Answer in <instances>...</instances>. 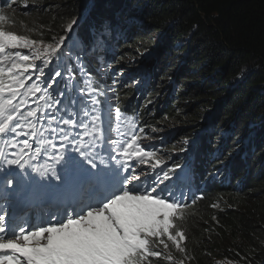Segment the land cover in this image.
Returning <instances> with one entry per match:
<instances>
[{
  "label": "trees",
  "instance_id": "1",
  "mask_svg": "<svg viewBox=\"0 0 264 264\" xmlns=\"http://www.w3.org/2000/svg\"><path fill=\"white\" fill-rule=\"evenodd\" d=\"M0 12L8 17L5 30L43 44L78 19L65 51L75 79L90 78L102 102L106 93L111 139L129 128L124 117H134L168 149L221 154L235 174L244 169L243 187L215 184L174 221L186 238L183 264H264V0H0ZM64 85V75L57 77L53 95ZM175 159L170 153L167 161ZM180 260L162 256L151 264Z\"/></svg>",
  "mask_w": 264,
  "mask_h": 264
},
{
  "label": "snow or ice",
  "instance_id": "2",
  "mask_svg": "<svg viewBox=\"0 0 264 264\" xmlns=\"http://www.w3.org/2000/svg\"><path fill=\"white\" fill-rule=\"evenodd\" d=\"M7 19L0 12V138L10 137L0 144V264H151L162 256L172 261L169 241L185 251V235L174 225L187 206L183 191L176 195L186 179L183 168H168L141 145L134 117H124L128 131L117 128L121 139H111L106 93H100L102 102L90 78L85 84L75 79L72 53L65 51L78 19L49 44L5 30ZM75 66L83 70L79 54ZM62 75L64 90L53 95ZM40 121L49 125L46 134L36 128ZM49 150V166H35L33 154Z\"/></svg>",
  "mask_w": 264,
  "mask_h": 264
},
{
  "label": "clouds",
  "instance_id": "3",
  "mask_svg": "<svg viewBox=\"0 0 264 264\" xmlns=\"http://www.w3.org/2000/svg\"><path fill=\"white\" fill-rule=\"evenodd\" d=\"M141 116L142 115L138 117L139 121ZM140 129H143L142 133L140 132ZM126 131H128V128H124L123 132ZM133 131H135L138 135L144 137L141 140V145L147 146L150 150H154L157 154V158L162 159L168 168L173 167L172 166L173 164L167 161V158L170 156V153H173L174 157L176 158L175 161L178 162V163H174V165H180L183 168V171L187 172V174L197 182V186L203 188V189L199 188L195 192L196 193L195 198H199V199L203 198V193H207L210 190V188H212L215 184L220 185V187L225 186L226 188L229 189L230 188L240 189L241 187H243L246 181V178L242 177L241 175L244 169H241L239 173L240 175L235 174L233 172V167H229L228 164H225L221 159L222 156H220L219 154H218L219 159H217V158L209 157L208 152L206 153L199 152L196 151L195 148H193L189 153L186 151H181L180 149H174V150L168 149L165 146L160 145L157 141H155L154 139H152L147 135L150 131L142 124V122L136 125L135 129L133 128ZM118 139H121L120 136ZM235 155L236 156L233 158V160L239 157L237 156V154ZM183 166H185V168ZM143 167L146 173H149L151 171L147 165ZM160 167H163V165H161ZM205 170L210 171L209 176L207 178L200 177V172ZM246 170H248V168H246ZM177 171H180V169H177ZM139 172H140V168H139ZM198 200L195 202V204L190 205L189 209H191L194 205H196ZM9 211H11V209H9ZM178 224L179 221H177V228L179 226ZM171 245L172 242L169 241V248L167 249L168 253H171ZM174 260L176 259H173L172 261ZM180 263L183 264L184 261L180 260Z\"/></svg>",
  "mask_w": 264,
  "mask_h": 264
},
{
  "label": "rangeland",
  "instance_id": "4",
  "mask_svg": "<svg viewBox=\"0 0 264 264\" xmlns=\"http://www.w3.org/2000/svg\"><path fill=\"white\" fill-rule=\"evenodd\" d=\"M8 8H6V10H7ZM157 34V33H156ZM155 39H156V41H158V37L157 36H155L154 37ZM25 52L27 51V50H24ZM37 63H39V61H37ZM47 70V69H46ZM172 81V80H171ZM171 81H168V84H170L171 83ZM204 121H208L209 119H210V117H206V118H202ZM225 131H222L221 130V133L223 134ZM193 136V135H192ZM222 136V135H221ZM194 137V136H193ZM245 138H246V136H243L242 137V140L240 141V142H238V140L234 143V148H235V152L234 153H237V151H239L238 153H241V148H242V145H243V143H244V140H245ZM237 144V145H236ZM232 155V154H231ZM42 158H44V156H40V158H38V159H42ZM264 158H261V160H263ZM180 253H182V252H180L179 250H177L176 248H175V246L172 244L171 245V255H172V257H173V259H180L179 258V254ZM219 264H221V261L219 262ZM226 264H230V263H226Z\"/></svg>",
  "mask_w": 264,
  "mask_h": 264
},
{
  "label": "bare ground",
  "instance_id": "5",
  "mask_svg": "<svg viewBox=\"0 0 264 264\" xmlns=\"http://www.w3.org/2000/svg\"><path fill=\"white\" fill-rule=\"evenodd\" d=\"M8 10V9H7ZM5 12V11H4ZM5 14V13H4ZM83 14V13H82ZM99 62V61H98ZM88 65V64H87ZM151 73V72H150ZM152 75V74H151ZM108 78V77H107ZM151 78V77H150ZM105 79V78H104ZM108 80V79H107ZM116 91V90H115ZM120 91V90H119ZM122 94H124V93H122ZM131 113V112H130ZM137 114V113H136ZM139 115V114H138ZM135 129V128H134ZM116 134V133H115ZM112 136H114V135H112ZM180 140V139H179ZM171 142V141H170ZM164 143V142H163ZM175 143V142H174ZM162 144V143H161ZM168 144V143H167ZM237 145V144H236ZM172 149V148H171ZM49 152H50V150H49ZM48 154V153H47ZM44 155H46V153L44 154ZM220 156H221V154H219ZM218 155V156H219ZM212 156V155H211ZM224 157V156H223ZM226 159V158H225ZM41 160H44V158H42ZM224 160V159H223ZM178 163V162H177ZM173 164V163H172ZM172 166H174V165H172ZM141 178L143 179V176H141ZM217 181V180H216ZM218 186V185H217ZM223 187H225V186H223ZM205 196V195H204ZM206 197V196H205ZM190 210V209H189ZM190 212H191V210H190ZM189 213V212H188ZM185 218V217H184ZM180 223V222H179Z\"/></svg>",
  "mask_w": 264,
  "mask_h": 264
}]
</instances>
